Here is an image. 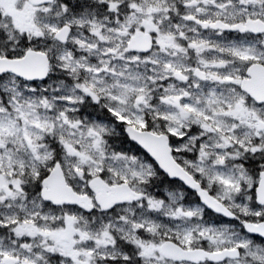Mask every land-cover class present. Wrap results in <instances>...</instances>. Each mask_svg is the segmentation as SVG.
<instances>
[{"label":"snow or ice","instance_id":"6c2138e0","mask_svg":"<svg viewBox=\"0 0 264 264\" xmlns=\"http://www.w3.org/2000/svg\"><path fill=\"white\" fill-rule=\"evenodd\" d=\"M0 264H264V0H0Z\"/></svg>","mask_w":264,"mask_h":264}]
</instances>
